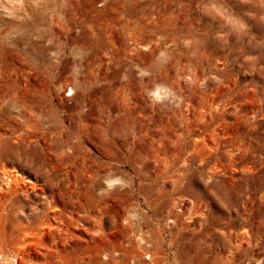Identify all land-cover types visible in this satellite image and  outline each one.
I'll return each mask as SVG.
<instances>
[{
	"label": "rangeland",
	"instance_id": "rangeland-1",
	"mask_svg": "<svg viewBox=\"0 0 264 264\" xmlns=\"http://www.w3.org/2000/svg\"><path fill=\"white\" fill-rule=\"evenodd\" d=\"M0 264H264V0H0Z\"/></svg>",
	"mask_w": 264,
	"mask_h": 264
}]
</instances>
